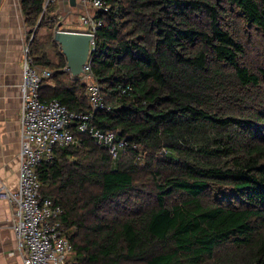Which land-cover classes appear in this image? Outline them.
I'll return each mask as SVG.
<instances>
[{"label": "trees", "instance_id": "1", "mask_svg": "<svg viewBox=\"0 0 264 264\" xmlns=\"http://www.w3.org/2000/svg\"><path fill=\"white\" fill-rule=\"evenodd\" d=\"M105 3L89 64L108 109L93 124L127 146L113 161L72 126L77 144L36 166L62 209L64 264H264V0ZM20 4L51 73L41 99L91 111L83 75L36 36L50 9Z\"/></svg>", "mask_w": 264, "mask_h": 264}, {"label": "built area", "instance_id": "2", "mask_svg": "<svg viewBox=\"0 0 264 264\" xmlns=\"http://www.w3.org/2000/svg\"><path fill=\"white\" fill-rule=\"evenodd\" d=\"M53 0H43V12ZM83 6L79 21L86 27V34L92 37L90 49L101 20L98 12L107 11L105 0H78ZM89 9L92 11L90 14ZM57 30V29H56ZM22 81L19 85L20 106V152L17 186L11 191L0 187V197L13 209V225L17 249L22 252L23 264H64L71 245L64 237L60 217L62 209L50 198L40 194V182L36 166L42 160L53 157L55 146H70L78 140L71 128L87 135L94 143L105 149L116 161L126 148V141L112 131H102L93 124V112L108 109L99 85L93 80L89 58L83 66V78L87 87L89 112L71 111L56 99L44 101L40 87L51 73L36 67L29 54L26 42L22 49ZM122 89L121 92H123Z\"/></svg>", "mask_w": 264, "mask_h": 264}, {"label": "crops", "instance_id": "3", "mask_svg": "<svg viewBox=\"0 0 264 264\" xmlns=\"http://www.w3.org/2000/svg\"><path fill=\"white\" fill-rule=\"evenodd\" d=\"M51 6L54 9L48 15L60 18L70 26L58 25L54 31L86 32V27L79 21L84 9L78 0H53L48 9ZM39 28L35 29L36 36ZM27 33L20 0H0V187L11 191L16 189L19 168V85L22 81V49L27 42ZM12 225V206L0 197V264H23Z\"/></svg>", "mask_w": 264, "mask_h": 264}, {"label": "water", "instance_id": "4", "mask_svg": "<svg viewBox=\"0 0 264 264\" xmlns=\"http://www.w3.org/2000/svg\"><path fill=\"white\" fill-rule=\"evenodd\" d=\"M92 37L82 32L55 30L53 41L59 45L61 54L65 57L67 70L72 76H80L83 66L92 51L90 41Z\"/></svg>", "mask_w": 264, "mask_h": 264}, {"label": "rangeland", "instance_id": "5", "mask_svg": "<svg viewBox=\"0 0 264 264\" xmlns=\"http://www.w3.org/2000/svg\"><path fill=\"white\" fill-rule=\"evenodd\" d=\"M53 7L51 6L50 11ZM54 9V8H53ZM49 11V12H50ZM90 14L92 11L89 9ZM45 23L39 28L37 32V37L39 41L44 45V49L47 52V55L50 57V59L57 61L58 60V52L60 51V48L58 45H54L51 43V39L53 40V31L54 28L58 25H63L65 28H70L68 23H64L63 21H60V18L54 17L49 18L47 14H45ZM73 254L69 255L67 258L68 261L72 260Z\"/></svg>", "mask_w": 264, "mask_h": 264}]
</instances>
